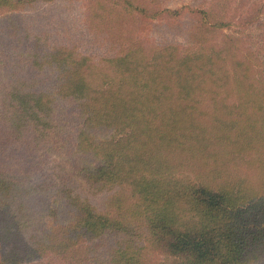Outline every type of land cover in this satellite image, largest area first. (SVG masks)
<instances>
[{
    "label": "trees",
    "instance_id": "obj_1",
    "mask_svg": "<svg viewBox=\"0 0 264 264\" xmlns=\"http://www.w3.org/2000/svg\"><path fill=\"white\" fill-rule=\"evenodd\" d=\"M37 1L0 0V264H264V0H92L98 57L17 33Z\"/></svg>",
    "mask_w": 264,
    "mask_h": 264
},
{
    "label": "rangeland",
    "instance_id": "obj_2",
    "mask_svg": "<svg viewBox=\"0 0 264 264\" xmlns=\"http://www.w3.org/2000/svg\"><path fill=\"white\" fill-rule=\"evenodd\" d=\"M92 0H38L25 11L14 14L17 24V33L25 35H47L49 42L54 45H64L75 47L78 51L89 54L93 57L101 56L106 52V48L100 46L88 30V8ZM210 0H160L159 6L178 8L187 5L191 8L205 7ZM252 0H236L237 5L244 6L246 10ZM243 10V11H244ZM2 14V11L0 12ZM0 14V39L9 32L2 28L9 25L10 21H5ZM190 14L179 20H158L149 21L142 27L141 37L147 43L153 45L163 41H177L181 45L184 40L179 38L189 24L192 22ZM153 25H157L153 27ZM264 34V16L254 26L250 32L251 43L257 44ZM20 35V34H19ZM29 41H31V38ZM97 202V200H95ZM65 210V209H64ZM45 259V264H66L55 258Z\"/></svg>",
    "mask_w": 264,
    "mask_h": 264
}]
</instances>
